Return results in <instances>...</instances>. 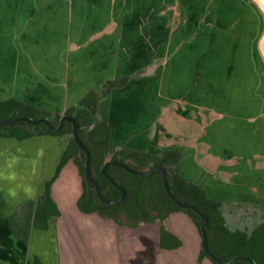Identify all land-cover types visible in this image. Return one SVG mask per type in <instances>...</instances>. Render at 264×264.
I'll return each instance as SVG.
<instances>
[{
  "label": "rangeland",
  "instance_id": "1",
  "mask_svg": "<svg viewBox=\"0 0 264 264\" xmlns=\"http://www.w3.org/2000/svg\"><path fill=\"white\" fill-rule=\"evenodd\" d=\"M6 1L0 13V100L16 97L62 117L93 90L98 113L111 125L110 155L121 149L160 153L164 145L156 134L171 132L164 104L172 99L160 94L162 72L167 65L170 71L187 70L193 46L195 60L203 61L206 28L242 27L254 47L264 28V0H18L14 12L18 5ZM177 61L185 68L178 69ZM121 77L126 84L105 94L103 83ZM179 103L184 110L187 102ZM68 140V135L35 134L20 142L0 137V264H30L34 253L42 264H58L59 222L51 221L48 232L30 230L23 243L11 238L6 217L38 201ZM181 168L196 174L187 164ZM61 174L56 193L71 220L77 187L67 178L74 175L79 188L82 178L71 160ZM211 190L225 198L220 210L230 231L250 233L264 222V198L242 202L234 191L228 196L222 188Z\"/></svg>",
  "mask_w": 264,
  "mask_h": 264
},
{
  "label": "crops",
  "instance_id": "2",
  "mask_svg": "<svg viewBox=\"0 0 264 264\" xmlns=\"http://www.w3.org/2000/svg\"><path fill=\"white\" fill-rule=\"evenodd\" d=\"M7 2L0 0V13H3V4ZM226 2L243 3L244 0ZM249 2L260 4L261 0ZM10 4L18 5L12 6L14 12L20 2L11 0ZM204 37H208L205 41L209 47L203 61L195 60L193 46V59L187 60V70L170 71L169 65L163 70L160 94L162 98L165 95L172 98L170 103L164 104L171 132H168L169 136L166 132L156 134L159 142L164 145L159 154H152L149 150L145 153L160 156L166 150L179 152L181 159L174 167L175 173L187 182L203 188L210 200L219 203L225 201V198L211 190L217 187L226 190L228 196L232 195L228 192L234 191L238 201L260 202L264 198V28L256 47L245 38L242 27L206 28ZM174 64L178 69L185 68L183 62L177 61ZM122 78L126 77L109 78L103 86L109 81ZM11 98L30 104L16 97ZM181 99L187 102L184 110L180 107ZM98 102L96 117L98 122L108 124L110 145L111 125L98 113ZM24 140L26 138L21 141ZM181 164H187L196 174L186 173L180 169ZM62 175L60 172L51 187V196L60 212L59 217L48 221L46 231L33 229L48 232L51 221L59 222L56 225L57 231L59 228L56 248L58 264H212L208 258L201 257L200 232L183 212L171 213L161 223L157 221L159 225L156 228L151 227L156 222L132 227L117 224L96 213H82L76 202L83 192V186L79 188L74 175L67 178L77 187L72 198L71 214H68L71 220H68L66 206L60 203L56 193ZM3 206L0 219L4 216ZM11 214L6 217V228L14 241L25 243L32 229L28 231L26 240L11 234L7 221ZM95 219H100V222L94 224ZM161 227L173 238L165 235L164 247L161 246ZM174 240L178 246L169 248ZM34 259L42 264L35 253L31 256L30 264H33Z\"/></svg>",
  "mask_w": 264,
  "mask_h": 264
},
{
  "label": "trees",
  "instance_id": "3",
  "mask_svg": "<svg viewBox=\"0 0 264 264\" xmlns=\"http://www.w3.org/2000/svg\"><path fill=\"white\" fill-rule=\"evenodd\" d=\"M126 81L127 78L109 81L103 86V91L106 94L115 88L122 87ZM98 98L99 96L94 91H88L78 101L77 106L67 108L64 115H73L77 107L83 108L77 120L81 129L79 138L90 152L92 164L90 172L93 179L103 189V196L108 200H115L121 195L101 173L103 165L109 160L119 161L131 168L140 170H147L157 166L165 167L171 175L168 185L175 197L179 201L196 206L207 216L206 237L208 248L212 253L221 259L246 256L252 259L255 264H264V222L256 226L250 233L230 231L220 210V203L210 200L203 188L187 182L181 175L175 173L174 167L181 159L179 152L166 150L160 156H153L145 152L121 149L110 155V128L108 124L104 121H99L91 131H88V126L93 123L94 116L97 114ZM10 115L33 120L47 118L53 126H56L61 118L46 110L13 98L0 101V121ZM25 125V122H22L21 125H5L0 129V137L14 138L21 141L35 134L68 135L69 140L55 167L52 178L44 183V191L38 201L21 205L7 218L8 229L11 234L26 240L30 229L46 231L48 229V221L59 217L60 212L51 196V187L65 164L70 160L74 163L79 176L82 178L83 192L76 202L80 212L85 214L96 213L103 218L112 219L117 224H125L132 227L140 224H152L157 221L161 223L171 213L183 212L194 223L196 228L200 229L201 219L190 209L182 210L178 208L166 195L160 172L157 171L147 177H140L127 173L119 167L109 166L106 174L112 181H119L123 185L126 191V198L117 205H105L97 199L94 189H88L84 184L85 155L74 142L71 124L66 122L59 131H52L44 124L39 123L35 126L38 128V133L28 131ZM2 206L3 203L0 198V214H2ZM165 235L172 238L161 227L162 247H164L163 239ZM177 246L178 242L175 241L168 247L175 248ZM200 255L201 257H206L202 249ZM211 263L218 264L212 261ZM33 264H39L38 260L34 259ZM232 264L248 263L236 261Z\"/></svg>",
  "mask_w": 264,
  "mask_h": 264
},
{
  "label": "water",
  "instance_id": "4",
  "mask_svg": "<svg viewBox=\"0 0 264 264\" xmlns=\"http://www.w3.org/2000/svg\"><path fill=\"white\" fill-rule=\"evenodd\" d=\"M81 110H83L82 107H77L73 115L62 116L59 119V122L56 126L51 125L50 120L47 118L33 120L31 118L13 117V115H10L8 118L0 121V129L5 125H21L22 122H25L26 123L25 128L28 131L32 133H38V128L35 126L38 125L39 123L44 124L52 131H59L66 122L70 123L72 126V137L74 139V142L76 146L78 147V149L81 152H83L85 155L84 184L88 189H94L96 197L101 203L105 205H117L120 202L124 201V199L126 198V191L123 185L119 181H116V182L112 181L111 178L106 174V170L109 166L119 167L120 169L126 171L127 173H131L133 175L140 176V177H147L158 171L160 172L162 176V184L166 192V195L174 202V204L182 210H187V209L192 210L201 219L202 223L199 229L200 236H201V249L209 260H211L212 262L218 263V264H232L233 262H236V261H245L248 264H255V262L252 259H249L246 256H239V257H235L231 259H221L220 257H218L217 255H215L209 250L208 244H207V237H206V228L208 225L207 216L196 206L190 203H187V202L179 201L175 197L171 188L168 185V182L171 180V175L165 167L157 166V167L150 168L147 170H136V169L129 167L125 163H122L119 161H115V160L107 161L103 165L101 169V173L104 176V178L120 192L121 195L119 198L115 200L106 199L103 196L104 194L103 189L99 186L97 181H95L91 175L90 168L92 164H91V159H90V152L79 138V132L81 129L79 128L77 120L79 118V114ZM97 124H98V119L96 116H94V121L91 125L88 126V131H91Z\"/></svg>",
  "mask_w": 264,
  "mask_h": 264
}]
</instances>
